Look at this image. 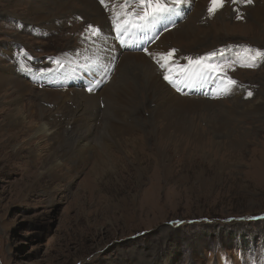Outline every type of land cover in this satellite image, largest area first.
<instances>
[{
	"label": "rangeland",
	"instance_id": "1",
	"mask_svg": "<svg viewBox=\"0 0 264 264\" xmlns=\"http://www.w3.org/2000/svg\"><path fill=\"white\" fill-rule=\"evenodd\" d=\"M31 1L0 0V72L6 80L27 85L21 106L57 101L44 97L48 89L86 94L84 83H78L81 72L69 71V76L49 72L57 61L70 69L79 66L76 56L96 39L88 38L91 24L80 13L85 8L76 2V15L60 14L61 20L70 21L51 19L45 27L26 19L25 6ZM248 4L224 0L210 15V0H191L179 8L181 16L176 12L160 22L166 26L173 20L149 46L174 44L172 49L181 50L185 65L188 57L195 60L216 52L208 62L223 65L237 82L228 85L213 73L209 76L216 85H208L209 78L203 91L190 87L192 99L171 118L177 120L180 134L169 129L172 134L164 135L168 120H155L157 104H148L151 67L162 77L149 50L114 42L107 46L116 52L112 77L139 92L134 118L148 137L146 160L140 167L138 152L127 158L112 147L114 163L102 151L93 165L66 179V186L46 179L42 187L22 192L18 191L22 171L12 168L10 161L1 164L0 264H264V59L247 66L251 61L245 52L246 47L264 50V32L256 33L255 12ZM105 13V32L112 38V17ZM105 41L97 42L98 47L105 48ZM98 60L95 56L90 61ZM108 65L101 70L104 76ZM109 82L94 91L93 100L81 101L106 106ZM33 88L37 100L30 96ZM140 143L136 142L137 149ZM94 151L88 155L94 158ZM123 166L129 171H122Z\"/></svg>",
	"mask_w": 264,
	"mask_h": 264
},
{
	"label": "bare ground",
	"instance_id": "2",
	"mask_svg": "<svg viewBox=\"0 0 264 264\" xmlns=\"http://www.w3.org/2000/svg\"><path fill=\"white\" fill-rule=\"evenodd\" d=\"M42 1L52 6L41 5ZM250 1L248 2V6L253 9L256 17L255 31L260 34L262 31L264 32V0ZM76 2H80L83 8H85L86 12L82 13L83 11H80V13L86 17L87 23L99 27L101 33H103V38H96L94 41L90 40L83 53L80 56H76L77 59L81 60L79 66L77 65V67L70 69L68 64L60 61L61 63L52 67L49 72L54 76H62L63 74L69 76V71L81 72L79 73L78 83H84L85 89L83 90L87 91L86 94L70 90L48 89L44 97H50L57 101L47 104V106H21L20 102L27 93V85L25 83L19 85L18 79L6 80V75L0 72V100L4 99L5 101L0 103V166L10 161L13 162L12 168L22 171L23 176L20 178L21 187L18 190L19 192L29 187H42L46 179H49L51 182H57L59 187L66 186L64 184L66 183V179L71 178L74 173L84 170L85 166L92 164L95 159L100 157L99 154L102 151H107L108 153L105 157L114 163V160L111 158L113 154L111 151L112 147L120 149L124 157L127 158L138 152L139 160L136 162L140 167L147 157L146 144L148 137L142 134L143 129L134 118V114H137L135 106L138 101L139 92L137 89L133 91L129 86L119 84L112 77L115 67L111 64L114 61L113 54L116 52L114 51L115 49L111 51L110 47L108 48L107 46L111 42H114L122 47L130 45L133 49L141 52L147 48L149 50L147 55L149 56H154L157 52H167L172 49V45L174 44L160 43L156 47L149 45L156 42L162 33L168 31L163 29L167 28L168 24L171 25L173 20H169L166 26H161L159 25L160 23H157L154 31L148 32L139 38H134L133 35L125 37L127 43H122L117 37L114 27L111 32L112 38L106 33L107 14L105 12L108 11V15L112 17L111 0H106L109 3L108 8L101 3L99 4L97 0H37L36 2L32 0L25 6V17L27 20L39 25L42 24L45 27H47L48 22H51V19H60L57 21L58 23L70 21V18L66 17V19L64 18L65 20H61L60 14L73 12L76 15L78 12H75L73 9ZM188 2H191V0H185L184 3ZM177 12L178 14L180 13L179 9ZM105 39V48L104 46L99 48L97 42H102ZM110 39L113 41H110ZM103 48L105 51H103ZM92 50H95V53H90ZM95 56L99 57L100 60L95 61L96 66L93 67V62L90 60ZM140 59L145 64L149 63L141 57ZM184 60L185 58L181 50H176L174 57L175 64L183 66L185 65ZM109 63L111 66L108 65ZM106 64L108 65L105 66L107 69L105 76L108 75L107 77L101 74V70ZM152 67V79L146 89L150 95L148 104H157L154 119L158 120L164 117L168 120L163 128L164 135L172 134L169 132V129L174 130L176 134H180L177 120L173 121L171 118L178 115L180 105L192 99L188 95L190 87L191 89L203 91L206 89V86L202 84L206 83L211 77L205 75L203 79L201 77L193 78L185 81L183 84L174 85L164 79V69L161 70V77ZM192 67L194 68V66ZM43 73L48 74L47 72ZM93 74L98 75L100 78L96 79ZM127 80L128 76L125 74L123 81L127 82ZM108 82L111 89L108 90L109 102L106 106L101 104L88 106L81 101V99L93 100L97 93L94 91ZM207 84L212 85L215 82L211 78ZM200 85H202L200 88H196ZM154 86H156L155 89H153ZM169 86H172L181 95H178ZM89 88L92 90L89 91ZM30 96L35 99L39 97L35 88L30 91ZM76 100H80V102ZM144 106L146 107V104ZM137 132H140L138 136L142 137L143 141L136 136ZM28 139L30 140L27 142ZM137 141L139 143L141 141L139 149L135 146ZM89 150H95L94 158L93 154L88 155ZM140 150L143 158L140 156ZM161 157L165 158L163 153H161ZM17 161L18 164L16 165L14 162L17 163ZM6 164L9 165L8 163ZM166 165L169 166V169L172 167V164ZM21 168H24V170ZM141 169L144 170V168ZM122 171H129L128 166H123ZM32 179L33 182L31 184L28 183Z\"/></svg>",
	"mask_w": 264,
	"mask_h": 264
},
{
	"label": "snow or ice",
	"instance_id": "3",
	"mask_svg": "<svg viewBox=\"0 0 264 264\" xmlns=\"http://www.w3.org/2000/svg\"><path fill=\"white\" fill-rule=\"evenodd\" d=\"M184 2L185 0H111L112 22L117 37L122 43H127L125 37L143 32L150 26L162 22L170 15L176 13ZM236 2L237 0H233V3ZM242 2L248 3L250 0H242ZM100 3L106 8L109 7V3L106 0H100ZM223 3L224 0H210L209 14H215L218 8L223 6ZM238 18L241 17L238 16ZM88 30L90 32L89 39L92 37H96L97 39L103 38V33H101L99 28L89 25ZM143 50L145 52L148 51L147 48ZM245 52L248 60L251 61L247 66H255L258 61L264 59V50H253L250 47H246ZM175 53L176 49H171L167 52H157L153 56V59L165 70L164 79L169 83L174 85L183 84L187 80L200 78L213 73L220 74L218 78L222 82L226 81L228 85H235L237 83L227 76L226 69L223 65L208 62L211 57L217 55L216 52L197 57L195 60L188 57L186 58L188 61L187 65L183 66L175 64ZM149 54L152 55L151 53ZM56 63L59 64V61ZM92 66H96V62H93ZM91 90L89 88V91ZM228 90L227 88L225 89V91ZM248 95L251 96L252 93L249 92Z\"/></svg>",
	"mask_w": 264,
	"mask_h": 264
}]
</instances>
